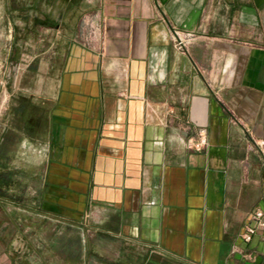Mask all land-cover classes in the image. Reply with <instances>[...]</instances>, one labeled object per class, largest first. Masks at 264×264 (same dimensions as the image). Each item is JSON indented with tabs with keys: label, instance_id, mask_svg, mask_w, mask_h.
I'll list each match as a JSON object with an SVG mask.
<instances>
[{
	"label": "crops",
	"instance_id": "0c3cea01",
	"mask_svg": "<svg viewBox=\"0 0 264 264\" xmlns=\"http://www.w3.org/2000/svg\"><path fill=\"white\" fill-rule=\"evenodd\" d=\"M56 15L0 131V264H264V0Z\"/></svg>",
	"mask_w": 264,
	"mask_h": 264
},
{
	"label": "rangeland",
	"instance_id": "374dc122",
	"mask_svg": "<svg viewBox=\"0 0 264 264\" xmlns=\"http://www.w3.org/2000/svg\"><path fill=\"white\" fill-rule=\"evenodd\" d=\"M63 6L65 0H0V131L12 100L28 96L40 79L45 81L38 68L44 70L55 56V46L45 44L60 37L50 17H57Z\"/></svg>",
	"mask_w": 264,
	"mask_h": 264
},
{
	"label": "built area",
	"instance_id": "2783aa9c",
	"mask_svg": "<svg viewBox=\"0 0 264 264\" xmlns=\"http://www.w3.org/2000/svg\"><path fill=\"white\" fill-rule=\"evenodd\" d=\"M259 145L261 146L262 151L264 152V140H261L259 142ZM252 218L256 221L257 225H264V212L262 210L255 211L252 215ZM257 225L248 227L247 233H245L247 239H250L251 233L256 230Z\"/></svg>",
	"mask_w": 264,
	"mask_h": 264
}]
</instances>
